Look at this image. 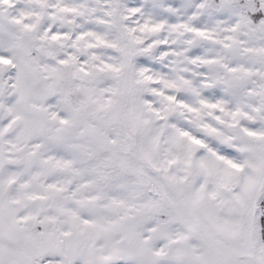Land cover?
I'll return each mask as SVG.
<instances>
[{"label": "snow or ice", "instance_id": "snow-or-ice-1", "mask_svg": "<svg viewBox=\"0 0 264 264\" xmlns=\"http://www.w3.org/2000/svg\"><path fill=\"white\" fill-rule=\"evenodd\" d=\"M0 264H264V0H0Z\"/></svg>", "mask_w": 264, "mask_h": 264}]
</instances>
